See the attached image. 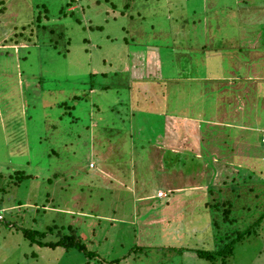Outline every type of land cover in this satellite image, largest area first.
I'll return each mask as SVG.
<instances>
[{
    "label": "rangeland",
    "instance_id": "obj_1",
    "mask_svg": "<svg viewBox=\"0 0 264 264\" xmlns=\"http://www.w3.org/2000/svg\"><path fill=\"white\" fill-rule=\"evenodd\" d=\"M262 137L264 0H0V264H221L194 250L260 217ZM68 226L94 256L22 235ZM227 263L264 264L263 223Z\"/></svg>",
    "mask_w": 264,
    "mask_h": 264
},
{
    "label": "trees",
    "instance_id": "obj_2",
    "mask_svg": "<svg viewBox=\"0 0 264 264\" xmlns=\"http://www.w3.org/2000/svg\"><path fill=\"white\" fill-rule=\"evenodd\" d=\"M249 15H252L253 13L250 12H246ZM246 27V26H245ZM34 33V31H33ZM11 39H5V43L10 41ZM224 43V42H223ZM239 44L241 45V43L239 42ZM5 47H9L8 45H5ZM205 45H203L201 48H204ZM14 50V49H13ZM216 51H220V49L218 48H213L212 49V53L216 52ZM170 67H172V64L170 63ZM171 69V68H170ZM155 71H161L160 66L159 68H156ZM171 71H174L171 69ZM155 75H152V73H149L148 78L153 77L155 78ZM158 76L160 77V75L158 74ZM242 77H244V75L241 73V75H239V79H241ZM192 78V77H191ZM93 91V89H90V92ZM73 98H76V96H74ZM183 101V100H182ZM128 104L130 105V101L128 102ZM70 108V107H69ZM164 115H166L167 113L164 111L163 112ZM181 124V123H179ZM134 131V130H133ZM131 137V144L130 147L132 149V156H133V152L137 149L139 150L143 148V144H138V145H133L134 142V138H133V134ZM263 138V137H262ZM262 141V140H261ZM262 145V142H261ZM134 147V149H133ZM134 158V156H133ZM135 160V158H134ZM136 165L135 167H137V161L135 160ZM19 173V177L24 179L26 177H29L27 175H24L22 172H16ZM232 183H235V180L232 178L231 179ZM227 186L224 187H214L213 185H208L206 188L207 197H214L216 196L215 193L220 192L222 193V191H227ZM253 187L249 188V190L251 191ZM155 198V197H154ZM159 198H155V199H149V200H156L158 201ZM159 202V201H158ZM264 205V204H263ZM204 207L206 209H210L211 205L209 204V202H205L204 203ZM215 210L218 213V218L220 219V223H230L233 224L234 220L231 218V212H232V205L230 204V202L227 201H222L220 203H216L215 204ZM224 208V209H223ZM260 208V206H259ZM223 209V210H222ZM264 209V207H263ZM1 212V210H0ZM212 218V217H211ZM216 215H214V217L212 218V222H209L208 225H211L212 228L215 229V232L213 234V240L215 241L214 243V248H212L211 250H194V252L196 253L197 257L200 259H204L206 261H210V262H214L215 260L220 259L221 264H228L227 263V259L232 255L234 247L236 245V243L243 239L245 236H250L252 234L255 233V228L258 227L260 224H264V210L263 212H261L260 217L254 221L248 228H246L244 231H240V230H235L233 232H222L218 230V224L219 221H216ZM5 218L2 217V219L0 220V223L4 222ZM67 230V234H63L60 237H57V240L54 241H45L44 238L46 236V231L45 232H39V231H35L32 229H28V230H24L22 232V235L30 242L32 243H36L38 245V247L41 248H47V249H51V250H55L56 248H60L63 249L65 251H69L71 249H74L78 252L83 253L86 256H94L93 252L88 251L87 246L85 245L84 241L82 240V236L76 233V230L74 228H72L71 226H68L66 228ZM51 232V229H50ZM118 262V261H117Z\"/></svg>",
    "mask_w": 264,
    "mask_h": 264
},
{
    "label": "crops",
    "instance_id": "obj_3",
    "mask_svg": "<svg viewBox=\"0 0 264 264\" xmlns=\"http://www.w3.org/2000/svg\"><path fill=\"white\" fill-rule=\"evenodd\" d=\"M69 2H73V0H69ZM245 3V2H244ZM260 37V36H259ZM259 37H257V38H259ZM241 46L243 47V45L241 44ZM15 48V47H14ZM15 50H17V48H15ZM260 53H262V52H260ZM240 65H243V66H246L247 65V62L246 61H243L242 63H240ZM133 161H134V164H135V160H134V158H133V156H132V161H130L129 163H128V170H129V172H128V176H125L126 177V181L127 182H131L135 177L137 178V179H139L140 177H143L144 176V174H145V172H146V170H145V167L143 166V165H141V167H142V169H137V167H135V165H133ZM137 170H139V172L137 171ZM164 190V189H163ZM168 193V192H167ZM171 195V194H170ZM154 196V194H148V195H146L145 196V199H155V198H152ZM155 197V196H154ZM158 201L160 202V203H162L163 204V202H165L166 200H160V199H158ZM157 201V202H158Z\"/></svg>",
    "mask_w": 264,
    "mask_h": 264
},
{
    "label": "built area",
    "instance_id": "obj_4",
    "mask_svg": "<svg viewBox=\"0 0 264 264\" xmlns=\"http://www.w3.org/2000/svg\"><path fill=\"white\" fill-rule=\"evenodd\" d=\"M262 146H263V148H264V137L262 138ZM157 196L160 198V197L163 196V194H162L161 192H159ZM1 219H2V216H1V214H0V220H1Z\"/></svg>",
    "mask_w": 264,
    "mask_h": 264
},
{
    "label": "clouds",
    "instance_id": "obj_5",
    "mask_svg": "<svg viewBox=\"0 0 264 264\" xmlns=\"http://www.w3.org/2000/svg\"><path fill=\"white\" fill-rule=\"evenodd\" d=\"M262 142V141H261ZM263 147V146H262ZM166 196V195H165ZM0 214H1V212H0ZM1 216H2V214H1ZM3 217V216H2Z\"/></svg>",
    "mask_w": 264,
    "mask_h": 264
}]
</instances>
